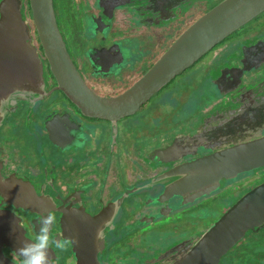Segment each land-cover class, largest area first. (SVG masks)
I'll return each mask as SVG.
<instances>
[{
  "label": "flooded vegetation",
  "instance_id": "obj_1",
  "mask_svg": "<svg viewBox=\"0 0 264 264\" xmlns=\"http://www.w3.org/2000/svg\"><path fill=\"white\" fill-rule=\"evenodd\" d=\"M221 1L53 0V8L60 36L80 78L97 97L112 98L132 86L191 24ZM189 10L193 16L199 14L193 18L187 17ZM262 15L264 12L224 38L190 68L209 53H212V58H217L224 50L219 47L225 48V44H229L234 38L233 35ZM23 18L31 29L34 46L42 61L43 93L26 96L24 101L18 102L15 113L10 114L11 116L4 119L0 125V140L17 124L28 123L29 128L32 124L35 128L34 131L31 130L33 134L30 135L36 136L40 149L31 155L36 154L40 161L33 162L29 159L30 156L26 155L19 166V160L13 155L16 152L14 143L0 141V176L11 178L15 182L12 183L14 185L17 182L29 183L35 194L45 202V207L35 206L39 212L38 216L29 211L31 206L27 208L29 212L5 204L1 205L0 209L13 211L22 219L25 236L31 241L35 240L39 228L38 220L42 214L49 211L55 216L51 231L53 240L57 237L64 238L60 228L68 219V215H77L82 211L95 216L103 212V223L98 227V222L93 225L77 222L82 226V233L86 232L87 227L105 228V241L98 247L100 251H97L94 260H88L86 264H153L167 248L171 249L178 242L195 235V221L190 219L194 218L192 212L205 216L204 210H207L206 206L195 208L198 205L193 209L191 206L186 209L179 208L178 198L164 204L156 202L160 194V188L155 183L157 176L165 174L173 167L212 154V149L216 148L214 145H217V148L223 147L222 143L215 142L231 134L242 140L256 136V123L261 127L260 134L264 135V93L241 96L242 90L264 82V40L254 41L250 45H244L243 41L242 44L237 42L240 45L234 47L235 50L228 54L222 63L212 66L208 75L211 77L208 83L217 89L213 93H220L222 99L212 96L202 104L198 101L195 113L190 118L192 125L187 124L188 131L179 132L178 129L176 132L164 134L163 137H157L151 130H132L127 123L163 89L139 111L119 119L114 126L109 120L82 114L56 89L47 62L42 57L31 19L25 13ZM178 21L182 24L175 28L173 25ZM254 36L247 34L244 40ZM133 42L137 43L136 50L142 58L131 66L126 64V61ZM146 46L148 48L145 50ZM155 47L158 53L152 61ZM217 49L219 51L214 53ZM147 60L152 61L150 66L146 70H140L138 64L140 66ZM211 65L212 61L202 68L207 69ZM169 102H172V98H168L165 105ZM32 103L34 109L30 112L29 106ZM215 115L217 119L213 123L226 120L233 125V129L230 130L229 126L223 123L218 126L211 123V128L205 127L206 122ZM242 123L245 130H248L243 134L239 128ZM140 133H145L150 137L149 140H142ZM170 133L172 135L168 136ZM49 138L54 140L56 146L51 145ZM139 143L149 144L137 150L135 145ZM90 145L93 149L87 153ZM172 147L174 150L169 152ZM158 152H164L167 156H163L160 161L156 156ZM40 155L44 159H41ZM81 156H92L95 160L87 163L79 159ZM96 158L99 160L98 170L89 171ZM259 171H264V168L252 171L253 176L247 179L241 178L239 186L235 183L225 187L233 193L230 195L233 198L232 204L236 201L234 196L242 192L236 191L237 188L245 186L247 191L252 189L249 186L262 176ZM146 180L151 182L148 187H145L147 184L141 185ZM224 185L221 182L220 186ZM225 188L221 190L224 191ZM122 195L125 197L120 204V211L116 208V211L105 213L104 209L108 204ZM20 199L15 194L9 196V201L18 204H21ZM163 209L171 216L162 222L156 221L160 218V210ZM51 223L52 221L48 220L43 226L50 228ZM160 226L166 232L164 237L161 235L158 238L155 236V230ZM202 228L198 231L204 230ZM262 229L257 232L248 231L245 236L258 233ZM50 247L58 258L56 264L76 263L69 244L63 249L57 248L54 243ZM258 252L262 254L260 248ZM239 255L237 252L234 256V264H244ZM219 264L226 262L222 258ZM257 264H264V257L259 258Z\"/></svg>",
  "mask_w": 264,
  "mask_h": 264
},
{
  "label": "water",
  "instance_id": "obj_2",
  "mask_svg": "<svg viewBox=\"0 0 264 264\" xmlns=\"http://www.w3.org/2000/svg\"><path fill=\"white\" fill-rule=\"evenodd\" d=\"M263 12L264 0H222L191 24L132 86L118 96L100 98L84 84L66 51L55 21L53 0H0V125L10 114L15 113L19 101H24L26 96L43 93V65L23 13L31 19L42 57L47 62L56 89L82 114L109 120L114 126L119 119L139 111L175 77ZM250 93L263 94L264 82L242 90L241 96ZM33 109L32 103L30 112ZM216 119L217 115L209 119L205 127L211 128L209 124ZM221 123L233 129V125L226 120L213 125ZM256 126V136L242 140L231 134L215 142L222 143L223 147L214 145L217 149H212V154L178 165L157 176L155 183L160 188V194L156 202L164 204L178 198L179 208L189 207L198 200L218 193L222 188L221 182L225 185L231 182L235 184L242 175L264 168V135L260 134L259 123ZM239 128L241 134L248 131L243 123ZM49 142L53 147L56 146L52 138ZM173 147L169 152L174 150ZM156 156L162 161L161 158L167 154L158 152ZM12 183L15 182L11 178L0 176V206L5 204L23 212L31 206L29 211L38 216L35 206L45 207L42 198L35 194L29 183ZM10 194L21 198V204L9 201ZM124 197L122 195L108 204L104 212L116 211V208L120 211ZM159 214L160 219L171 216L164 209ZM103 217V212L90 216L81 211L77 215H68L61 226L63 237L76 240L75 244L69 243L76 259L75 264L94 260L100 251L98 247L105 241V228L97 227L103 223ZM80 221L85 225L98 222V225L96 228L87 227L86 232L82 233V226L77 223ZM261 228H264V180L249 191L241 192L238 200L212 225L178 242L171 249L167 248L153 264H219L248 231L257 232ZM25 241L32 242L25 236L22 219L13 211L0 209V264L22 263L15 249ZM49 250L51 264H56L58 258L52 247Z\"/></svg>",
  "mask_w": 264,
  "mask_h": 264
},
{
  "label": "rangeland",
  "instance_id": "obj_3",
  "mask_svg": "<svg viewBox=\"0 0 264 264\" xmlns=\"http://www.w3.org/2000/svg\"><path fill=\"white\" fill-rule=\"evenodd\" d=\"M24 11L25 13H27L26 3H24ZM186 15L187 17H190V18L197 16V15L193 16L190 10L187 11ZM181 24L182 22L178 21L173 26L175 28H179ZM247 34H250V36H254V35L255 36L252 37L251 39L244 40ZM233 36L234 38L232 39V41L229 44H225L226 46L225 48L219 47V49L221 50L224 49V50H222V52L218 55L217 58H212L213 57L212 53H209L197 65L188 69L185 73L181 74L176 79H173L171 83L165 88H163V90L157 96L152 98L149 101V103H147L139 111V113L131 117L127 125H129L130 128H132V130H135V131L136 130L137 131L151 130L153 131V135L155 134L157 137L159 135L163 137L164 134H167L173 131L176 132L178 129H179L178 130L179 132L181 130L188 131L189 129L187 127L188 126L187 124L191 123L190 118L191 116L193 117L195 113V109H196L198 101H199V104L200 103L202 104L205 99L211 98L212 96L219 97V99H222V97L220 96V93L218 95L213 93L216 89L215 86H211V84L208 83V81L211 78L208 75L211 73L212 66H217L220 63H222L227 58V55L230 54L233 50H235L234 47H237V45H240L239 43H241L242 41L244 45H250L254 41L257 42V41L264 40V15L257 18L255 21H253L246 27L242 28L240 31H238ZM137 46H138L137 43L133 42V44L131 45L129 54H128L126 64L131 65L132 63H135V62L138 63L141 60L142 55L137 52L136 50ZM147 48L148 46L145 47V50ZM157 50L158 49L155 47L154 53L152 54V61L157 57L156 56V53H158ZM217 51L219 50L218 49L215 50L214 53H216ZM144 61L143 63L141 62L142 65L139 66L138 64V67H140V70L144 68H145L144 70H146V68L149 67L150 64L152 63V61L151 62H149L148 60L146 62ZM211 61H212V65L210 67H208L207 69L202 68V67H205L206 63L211 62ZM168 98H172V102H169L168 104L165 105V103L168 101ZM191 125L192 124H190V126ZM34 128L35 127L32 124H30V128H29L28 123L26 124L22 122L21 124H17V126H15L14 128H10L8 133H5L3 135V138L0 140L4 142L5 140L11 141L12 143H14L16 152H14L13 155L17 160H19V163H20L19 166H21L22 161L27 157L26 155H29L30 156L29 159L33 160V162L40 161V159L38 158L39 156L37 157L36 154L31 155V153H36L37 150L39 151L40 149V146H39L40 142H37L36 136L30 135V134H33L31 130L34 131ZM140 134H141L140 138L142 140H144L145 142L149 140L150 137L148 138L145 133H140ZM170 135H172V133H170L168 136ZM148 144L139 143V144H136L135 147L137 150H140L143 146L147 147ZM92 149L93 147L92 145H90L86 152L89 153ZM33 156L35 158H33ZM11 157L13 156L11 155ZM40 157L41 159H44L42 155H40ZM91 157L81 156L79 159H82L83 161L90 163L91 161L95 160L94 157L93 158ZM98 162L99 160L96 158V162L91 165L89 171L93 169L98 170V165H97ZM251 174L252 172L249 174L243 175L240 178L244 177L247 179L248 177L253 176ZM259 174L262 175L260 176V179L256 181V183H254L253 185H250L249 187L256 186L259 182L263 181L264 171H259ZM144 184H147L145 185V187H148L150 186L151 182H149V180H146L141 183V185H144ZM231 184H234V182L228 183L226 185L231 186ZM238 184L239 183L237 182L236 186H239ZM226 185L221 186V187L223 188ZM226 188L224 191L222 189L218 193H215L213 196L199 200L198 202L194 203L191 206V209H193V207L196 205L198 206L195 208L199 209L201 206H206V209H207L206 211L204 210L205 216L203 215L200 216L198 212H194V211L192 212L194 215V218H190V219L194 220L195 225H196V230L194 234H197L199 232L198 229L202 227H204L202 229H205L209 227L210 225H212L223 214V212L227 210L228 207L232 204L233 198H231L230 195H233V193L226 190ZM244 188L245 186H241L237 188L236 191H242V193L247 192L248 189L245 190ZM240 195H241V192L240 194L234 196V199L238 200ZM186 208H190V206L185 207L184 209ZM157 220L158 221L161 220L162 222L163 219L158 218ZM170 231L171 230H169V233ZM165 232L166 230L160 226L158 227L157 230H155V236L160 238L162 235V237H164L163 234ZM259 248L261 249L262 254L258 252ZM237 252L240 253L239 259L241 261H244V264H257L258 259L264 257V228L260 230L258 233H250V235L245 236L244 239H242L238 244H236V246H234V248H232L225 257H223L224 262H226V264H234L233 259Z\"/></svg>",
  "mask_w": 264,
  "mask_h": 264
},
{
  "label": "clouds",
  "instance_id": "obj_4",
  "mask_svg": "<svg viewBox=\"0 0 264 264\" xmlns=\"http://www.w3.org/2000/svg\"><path fill=\"white\" fill-rule=\"evenodd\" d=\"M51 220V227L45 228L43 225L46 221ZM38 231L35 240L32 242H23L21 247L15 249L16 254L21 257L22 264H51L50 245L55 244L57 248L63 249L65 245L75 244L76 240L73 237H57L53 240L51 236L52 226L55 224V216L49 211L47 214H42L38 220ZM47 233L42 236L41 234ZM43 249V250H40Z\"/></svg>",
  "mask_w": 264,
  "mask_h": 264
}]
</instances>
